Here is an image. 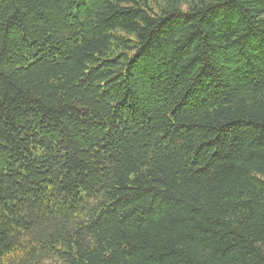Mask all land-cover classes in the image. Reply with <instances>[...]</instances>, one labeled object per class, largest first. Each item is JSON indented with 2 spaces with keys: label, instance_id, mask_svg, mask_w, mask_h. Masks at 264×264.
Listing matches in <instances>:
<instances>
[{
  "label": "trees",
  "instance_id": "trees-1",
  "mask_svg": "<svg viewBox=\"0 0 264 264\" xmlns=\"http://www.w3.org/2000/svg\"><path fill=\"white\" fill-rule=\"evenodd\" d=\"M0 264H264V0H0Z\"/></svg>",
  "mask_w": 264,
  "mask_h": 264
}]
</instances>
